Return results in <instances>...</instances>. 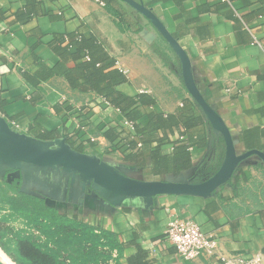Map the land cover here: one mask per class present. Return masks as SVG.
<instances>
[{
    "label": "crops",
    "instance_id": "0c3cea01",
    "mask_svg": "<svg viewBox=\"0 0 264 264\" xmlns=\"http://www.w3.org/2000/svg\"><path fill=\"white\" fill-rule=\"evenodd\" d=\"M100 1L104 5L96 0H0V121L6 133L32 149L80 153L138 182L211 180L228 161L222 128L238 161L221 184L203 194L128 195L102 189L66 164L29 162L0 149L1 233L8 237L7 228L25 226L20 207L27 205L23 195H28L114 232L124 245L122 264L139 249L147 253L146 264H218L217 254L197 259L179 254L166 237L174 217L197 220L217 241L219 254L264 259V20L258 18L264 14V0H133L165 25L185 50L187 63L127 0H119L126 12L122 20ZM71 35L94 37L102 44L116 59L105 71L120 70L127 77L116 89L155 100L144 112L166 116L193 110L202 116L204 123L191 129L180 125L149 135L150 147L161 141L166 153L173 149L170 140L206 135V145L190 148L189 168L157 175L149 161L125 158L142 146L135 123L97 91L74 88L58 72L75 65V59L56 51L66 45L76 51ZM42 66L55 69L54 74L39 80L34 74ZM188 80L210 105L216 122L190 93ZM108 128L119 134L114 141L102 134ZM128 134L136 141L134 149L126 144ZM77 145L83 150H76Z\"/></svg>",
    "mask_w": 264,
    "mask_h": 264
},
{
    "label": "trees",
    "instance_id": "16d2710c",
    "mask_svg": "<svg viewBox=\"0 0 264 264\" xmlns=\"http://www.w3.org/2000/svg\"><path fill=\"white\" fill-rule=\"evenodd\" d=\"M103 1L107 8L121 20L124 18L126 12L119 0ZM69 39L70 44L76 46L75 52H70L68 45L57 46L56 51L62 57L70 56L75 59V65L67 69L60 67L58 72L63 73L74 88L97 91L110 105L116 107L129 121L135 123V134L139 136L142 146L125 158L142 164L149 161L152 172L157 175L178 173L189 168L192 165L190 148L206 145V135L203 134L194 139L188 134L187 139L170 140L173 149L169 153L164 152L161 141L156 147H150L152 139L149 135L159 129L167 130L180 125L191 129L204 123L202 116L193 110L190 114L179 110L175 114L166 116L153 110L144 112L143 108L154 104L155 100L145 93L128 96L116 89V85L126 82L127 77L120 70L105 71L116 63V59L109 55L96 38L82 37L78 40L71 35ZM59 41L63 42L62 37ZM86 55L89 56V60L84 59ZM80 59L82 60L79 61ZM41 70L34 74L39 80L46 79L55 72V69L44 66ZM26 76L30 80L33 78L29 74ZM144 117L147 124L142 126ZM101 131L111 141L119 136L118 133L111 132L109 128ZM35 136L40 139L52 137L39 134ZM126 139V144L134 149L136 141L131 139L129 134ZM70 144L73 146L74 142ZM76 150L82 151V145H77ZM23 200L27 205L20 207V214L25 226L7 228L8 237L6 233L0 231V248L16 264H122L124 245L114 232L91 225L78 216L61 213L46 206L39 198L23 195ZM146 254L144 250L139 249L137 254L127 258L128 264H146L148 261Z\"/></svg>",
    "mask_w": 264,
    "mask_h": 264
},
{
    "label": "water",
    "instance_id": "95a60500",
    "mask_svg": "<svg viewBox=\"0 0 264 264\" xmlns=\"http://www.w3.org/2000/svg\"><path fill=\"white\" fill-rule=\"evenodd\" d=\"M127 2L142 12L163 34L173 49L178 53L182 60L187 63L185 50L180 46L177 40L166 29L165 25L160 22L148 9L139 5L133 0ZM187 87L190 93L195 97L199 105L204 109L208 116L217 121L216 115L206 100L198 93L193 83L188 80ZM228 147V161L220 171L209 181L199 184L175 183V182H138L129 180L118 175L107 166L98 161L88 158L80 153L70 152L64 149L38 150L24 145L20 140H15L8 135L0 121V149L7 154L29 162H57L66 164L71 168L79 171L93 180L100 188L128 195H153V194H203L211 191L221 184L228 175L231 167L238 161L235 157L231 137L225 128L221 129ZM0 264H6L0 258Z\"/></svg>",
    "mask_w": 264,
    "mask_h": 264
},
{
    "label": "built area",
    "instance_id": "2783aa9c",
    "mask_svg": "<svg viewBox=\"0 0 264 264\" xmlns=\"http://www.w3.org/2000/svg\"><path fill=\"white\" fill-rule=\"evenodd\" d=\"M96 1L104 5L102 1ZM258 18L264 20V14L259 15ZM255 39L257 41V38ZM227 90L231 91L230 88ZM105 103L110 105L107 101ZM138 145L141 146V142ZM166 237L174 243L179 254L186 259H197L202 255L213 256L217 254L218 264H264V259L255 254L217 253V241L207 235L201 224L192 218H172L166 229Z\"/></svg>",
    "mask_w": 264,
    "mask_h": 264
},
{
    "label": "bare ground",
    "instance_id": "6f19581e",
    "mask_svg": "<svg viewBox=\"0 0 264 264\" xmlns=\"http://www.w3.org/2000/svg\"><path fill=\"white\" fill-rule=\"evenodd\" d=\"M0 258L4 260L6 264H14L4 253V251L0 248Z\"/></svg>",
    "mask_w": 264,
    "mask_h": 264
},
{
    "label": "rangeland",
    "instance_id": "374dc122",
    "mask_svg": "<svg viewBox=\"0 0 264 264\" xmlns=\"http://www.w3.org/2000/svg\"><path fill=\"white\" fill-rule=\"evenodd\" d=\"M52 149H56V148H49L48 150H52ZM5 253V252H4ZM6 254V256L14 263V264H16L14 261H13V259L7 254V253H5Z\"/></svg>",
    "mask_w": 264,
    "mask_h": 264
}]
</instances>
